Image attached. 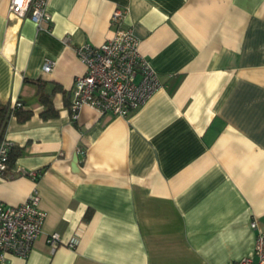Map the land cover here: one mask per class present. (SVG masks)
<instances>
[{
	"label": "crops",
	"instance_id": "crops-1",
	"mask_svg": "<svg viewBox=\"0 0 264 264\" xmlns=\"http://www.w3.org/2000/svg\"><path fill=\"white\" fill-rule=\"evenodd\" d=\"M9 3L0 0V103L31 116L5 123L18 156L0 177V202L36 192L46 218L25 260L0 264L252 257L250 224L264 231V0H50L40 28ZM117 8L161 88L127 118L85 106L73 121V82L85 73L74 48L112 37ZM38 80L47 94L62 89L55 117L41 116ZM33 171L37 181L24 175Z\"/></svg>",
	"mask_w": 264,
	"mask_h": 264
},
{
	"label": "built area",
	"instance_id": "built-area-1",
	"mask_svg": "<svg viewBox=\"0 0 264 264\" xmlns=\"http://www.w3.org/2000/svg\"><path fill=\"white\" fill-rule=\"evenodd\" d=\"M49 3L50 0H10L9 13L18 18L27 17L40 28L43 23L51 22L47 11ZM126 14L127 10L120 8L112 12L110 22L117 28L112 37L101 45L84 43L74 48L76 57L85 66V73L73 82L69 107L73 121L78 119L85 106L100 115L127 118L161 88L158 75L139 51L138 39L130 29L120 27ZM52 69L53 62L46 60L42 71L48 73ZM20 104L17 102L10 106L11 112ZM12 147L11 141L5 137L0 140V177L8 168ZM24 175L37 181L41 172L33 171ZM45 218L46 213L39 207L36 192L15 206L0 202V262H8L12 258L25 260L41 234ZM250 226L256 230L253 255L234 264H264V231H257L255 222ZM46 243L55 248L60 243L59 234H48Z\"/></svg>",
	"mask_w": 264,
	"mask_h": 264
},
{
	"label": "trees",
	"instance_id": "trees-1",
	"mask_svg": "<svg viewBox=\"0 0 264 264\" xmlns=\"http://www.w3.org/2000/svg\"><path fill=\"white\" fill-rule=\"evenodd\" d=\"M32 83H34L37 86L38 99L44 107V111L41 113V116L43 118L55 117L56 112L53 109L52 96L54 95L55 92L62 91V89L59 86L55 85L52 91L49 94H47L44 92V87H45L44 82L38 80ZM11 113L12 112L9 107L4 106L0 103V140L3 138L4 126H5L6 121L9 119ZM12 115L16 118L17 121L24 122L31 116V113L28 111H24L23 105L20 104L19 107L13 110ZM17 156H18V152L11 150L10 157H9V163H12Z\"/></svg>",
	"mask_w": 264,
	"mask_h": 264
}]
</instances>
